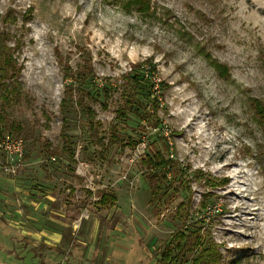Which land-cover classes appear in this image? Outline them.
Returning <instances> with one entry per match:
<instances>
[{
	"label": "rangeland",
	"instance_id": "1",
	"mask_svg": "<svg viewBox=\"0 0 264 264\" xmlns=\"http://www.w3.org/2000/svg\"><path fill=\"white\" fill-rule=\"evenodd\" d=\"M0 31L24 93L5 112L24 132L0 133L24 146L0 171V264H192L209 244L213 264H264V0H0ZM138 76L144 106L117 118ZM156 151L178 173L154 198Z\"/></svg>",
	"mask_w": 264,
	"mask_h": 264
},
{
	"label": "trees",
	"instance_id": "2",
	"mask_svg": "<svg viewBox=\"0 0 264 264\" xmlns=\"http://www.w3.org/2000/svg\"><path fill=\"white\" fill-rule=\"evenodd\" d=\"M10 34L7 31H0V133L9 132L11 134H22L23 129L14 123H10L7 125L5 120V112L8 107L12 104H19L22 98L24 97V93L18 81V77L21 73V68L17 65V61L15 58V51L21 45L20 41H16L13 46L9 45L10 42ZM143 77H135L131 78V80H126L125 85L121 86L119 99L121 100V105L116 110L117 118H125L128 115H132V111L141 110L144 106L143 97L137 93V90L142 89L141 81ZM146 84V82H144ZM98 93L96 96L103 95V97L108 98L110 88L107 85H101V88L95 87ZM94 94L91 91L85 92L76 103L90 118V128H93V111L88 105V99L93 98ZM103 107L106 109L107 105L103 104ZM259 113H264V110H259ZM149 114V113H148ZM149 116V115H148ZM97 143L100 145L102 149H106L111 144L121 143L116 134H113L107 143H104L103 139H98ZM108 144V145H107ZM107 145V146H106ZM123 146V145H122ZM47 147V146H46ZM62 146L60 151H49L46 148V151L51 155L69 153L70 157H73V153L69 149H65ZM49 154V155H50ZM51 158V157H50ZM142 161L143 166L145 167L146 181L148 184V189L150 194L155 198L157 194L163 191L162 188L165 187L166 180L168 174L177 175L178 170L176 166L172 164L169 159H166L164 155L160 151H156L153 155H145ZM225 180V179H224ZM227 180V179H226ZM99 202L101 204H110L112 206L115 202V197L108 195L106 193L101 194ZM202 208H205V205H201ZM177 240H182L185 238L183 233L176 234ZM175 235V238H176ZM181 244L178 241V244L175 245L176 250H180ZM216 246L209 244L208 247L201 245L197 246L198 254L194 259L192 264H213L214 258L216 256ZM173 251V250H172ZM170 253L169 250L164 251L160 254V263L166 264L167 255ZM174 260L172 258L170 261Z\"/></svg>",
	"mask_w": 264,
	"mask_h": 264
},
{
	"label": "built area",
	"instance_id": "3",
	"mask_svg": "<svg viewBox=\"0 0 264 264\" xmlns=\"http://www.w3.org/2000/svg\"><path fill=\"white\" fill-rule=\"evenodd\" d=\"M24 161V146L21 140L0 139V171L15 176Z\"/></svg>",
	"mask_w": 264,
	"mask_h": 264
},
{
	"label": "crops",
	"instance_id": "4",
	"mask_svg": "<svg viewBox=\"0 0 264 264\" xmlns=\"http://www.w3.org/2000/svg\"><path fill=\"white\" fill-rule=\"evenodd\" d=\"M45 219H46L45 221H46V224L47 225L53 224L55 222V219L53 218V216L51 215V213H49V215H48V212L46 213V218ZM56 222L61 226L60 228H62L63 226H65V223L62 222V221H56ZM82 222H84V221L81 219L80 222H79V224H82ZM44 230H45V236H47L49 238H52V239L53 238H60V233L61 232L56 233V232H54L53 229H48V228H46ZM37 234H38V232H37ZM44 244L46 245V243H44Z\"/></svg>",
	"mask_w": 264,
	"mask_h": 264
}]
</instances>
